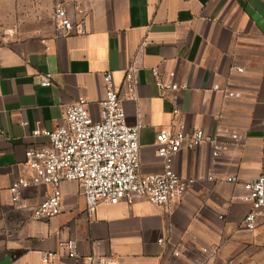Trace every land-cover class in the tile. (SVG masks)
Instances as JSON below:
<instances>
[{"label": "crops", "instance_id": "obj_1", "mask_svg": "<svg viewBox=\"0 0 264 264\" xmlns=\"http://www.w3.org/2000/svg\"><path fill=\"white\" fill-rule=\"evenodd\" d=\"M59 1L0 0V264H46L47 251L58 252L55 264H264V220L253 231L243 226L251 205L238 199L242 184L208 179L237 175L244 183L264 174V0H85L86 35L37 34L41 7L54 12ZM137 57L138 99L124 106L130 125L145 124L144 174L164 169L156 137L171 124L174 108L188 128L220 139L236 132L242 143L218 159L209 144L176 154L175 171L195 180L180 203L157 207L136 195L132 204L101 202L90 212L79 185L63 182L61 214L33 219L53 188L24 190V207L10 193L18 177L32 176L27 151L48 143L33 132L61 126L79 98L98 120L104 74L112 72L120 86ZM155 67L175 71L189 89L161 96ZM47 72L53 84L44 88L39 74ZM63 239L78 242V259L58 251ZM204 248L217 254L208 258Z\"/></svg>", "mask_w": 264, "mask_h": 264}, {"label": "built area", "instance_id": "obj_2", "mask_svg": "<svg viewBox=\"0 0 264 264\" xmlns=\"http://www.w3.org/2000/svg\"><path fill=\"white\" fill-rule=\"evenodd\" d=\"M248 1V0H244ZM91 9L85 0H60L54 6L53 20L55 35H86ZM165 62V60L163 61ZM141 69L139 57L124 71L120 86L112 72L103 76L105 94L100 102V117L95 120L89 110L88 101L79 98L69 106L63 124L53 131L35 130L33 135L45 136L48 143L31 147L26 153V165L32 172L30 178L18 177L10 187L12 201L24 207L23 191L40 185L53 188L52 193L32 210L35 220H49L62 212L63 182H76L91 212L101 202L117 205L120 202L132 204L134 197H145L157 207L180 203L188 190L195 184L194 179H185L174 169V158L183 149L193 150L205 144L212 148V157L220 158L231 144L242 143L243 137L236 132L227 139L209 135L200 128H188L181 120L178 108L173 110L171 124L162 128L156 137L157 155L163 160L164 169L160 173L144 174L140 162V133L145 124L139 121L130 125L124 100L137 101L138 73ZM242 72V69H237ZM151 74L161 96L167 98L179 91H187L189 86L177 80L175 71L165 72L159 67L151 69ZM54 75L50 72L39 74V84L52 86ZM227 97L239 98L240 94L227 92ZM24 126L27 122L23 123ZM5 135V132H3ZM214 182L242 184L245 194L238 197L251 205L243 219V226L255 230L259 220H264V174L255 180L241 183L237 175L216 179ZM160 244L165 240L161 239ZM58 251L69 259H78L79 246L74 239H63L58 243ZM208 258H214L217 248L202 250ZM57 251L42 254L46 264H55ZM180 252H175L179 257Z\"/></svg>", "mask_w": 264, "mask_h": 264}, {"label": "rangeland", "instance_id": "obj_3", "mask_svg": "<svg viewBox=\"0 0 264 264\" xmlns=\"http://www.w3.org/2000/svg\"><path fill=\"white\" fill-rule=\"evenodd\" d=\"M52 6H43L40 9L39 13V21L38 25L34 27H39V30L36 31L37 34L39 35H44L50 32L52 29H54V20L52 16Z\"/></svg>", "mask_w": 264, "mask_h": 264}]
</instances>
